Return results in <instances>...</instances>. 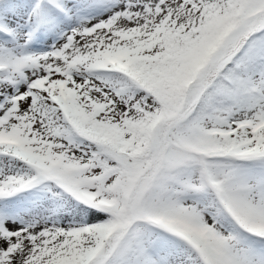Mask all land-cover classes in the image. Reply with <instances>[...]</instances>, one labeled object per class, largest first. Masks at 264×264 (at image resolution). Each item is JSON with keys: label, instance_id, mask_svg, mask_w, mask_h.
Returning <instances> with one entry per match:
<instances>
[{"label": "snow or ice", "instance_id": "obj_1", "mask_svg": "<svg viewBox=\"0 0 264 264\" xmlns=\"http://www.w3.org/2000/svg\"><path fill=\"white\" fill-rule=\"evenodd\" d=\"M0 264H264V0H0Z\"/></svg>", "mask_w": 264, "mask_h": 264}]
</instances>
